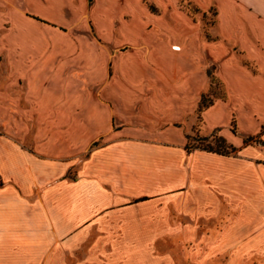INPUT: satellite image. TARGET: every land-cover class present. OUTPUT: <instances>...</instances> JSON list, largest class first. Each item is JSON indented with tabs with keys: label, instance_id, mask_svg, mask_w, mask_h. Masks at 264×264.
I'll return each mask as SVG.
<instances>
[{
	"label": "crops",
	"instance_id": "0c3cea01",
	"mask_svg": "<svg viewBox=\"0 0 264 264\" xmlns=\"http://www.w3.org/2000/svg\"><path fill=\"white\" fill-rule=\"evenodd\" d=\"M153 1L160 14L141 0H0V114L38 116L29 148L21 126L0 133V264H174L159 244L176 242L210 244L219 264L264 260V0H189L216 8L210 39L177 0ZM26 12L59 25L88 13L122 45L112 75L92 42L74 64L34 58L45 28ZM208 64L224 94L201 111L200 138L230 154L186 148ZM73 69L104 84L100 98Z\"/></svg>",
	"mask_w": 264,
	"mask_h": 264
},
{
	"label": "rangeland",
	"instance_id": "374dc122",
	"mask_svg": "<svg viewBox=\"0 0 264 264\" xmlns=\"http://www.w3.org/2000/svg\"><path fill=\"white\" fill-rule=\"evenodd\" d=\"M89 11L93 7V0H86ZM142 6L147 10L148 13L152 14H160L162 9L153 1V0H141ZM175 7L186 14L192 21H194L196 24L200 26L201 33L206 37V39H210V36L208 35V31L211 27H213L216 24V17H217V11L215 7L209 8L207 11L202 12L195 4L190 2L189 0H177L175 2ZM26 15L29 17L35 19L38 22V25L42 28H45V31H42L39 33H34L30 35V40L32 43H38L43 41V35L45 34V44L46 49L42 50L40 52L31 51L32 54L39 53V56L37 57L34 55V58L38 59H47L48 56H54L53 59H57L58 62H68L70 64H74L76 62L79 56V46L80 44L89 45L90 42L104 47L108 50L110 53V58H108V69L110 76L113 73V60L114 58L122 53V45L119 47H114L112 41H109L105 39L102 35H99V33H96L95 26L90 19L88 13L83 17V20H75L72 23H69L67 25H59L55 23H51L49 21H46L44 19L39 18L38 16L26 12ZM85 26V27H84ZM6 27V26H5ZM84 29H83V28ZM4 38V36L0 35V40ZM122 44V43H121ZM129 49V48H124ZM19 52H14V58L17 59L19 56ZM31 54V55H32ZM7 58V51L5 48V45L0 47V63H5V60ZM37 59V60H38ZM4 67V78L8 76V72H5ZM207 74H208V83H209V89L204 96V101L208 103L209 101H215L216 99H219L224 94V88L222 85L215 79L214 77V68L211 67V65L208 64L207 68ZM70 75H72L77 81L79 85L80 91H91L96 94V96L100 95L98 92L100 87H102L104 84L100 83H91L88 82L86 79H84L83 72L80 69H73L71 71ZM19 86L15 90L24 91V87L26 85V81L23 79L19 80ZM19 96L21 97L22 94L19 93ZM100 98V96H98ZM102 101V100H101ZM25 106L24 102L20 103V106ZM201 113H196L192 120V126H191V134L190 136L192 139H196L197 137H200V129H201ZM10 126L11 130L12 128L21 126L23 130L18 131L20 132V137L24 140L25 147L29 148L32 146V140L37 137L38 131V116L33 113L29 114H21L20 111L17 108L10 109L9 113H3L0 114V133L6 132V127ZM14 131V129H13ZM17 133V131H16ZM22 134V136H21ZM102 140L97 142V145L100 144ZM212 145L214 144V141L210 139L209 141ZM254 142V141H253ZM205 144V143H204ZM190 145H198L197 142L191 140ZM83 157V156H81ZM210 244H203L198 247V244H191V243H184V242H176L172 244H159V247L161 249V253L169 252L171 253L173 257L174 264H198V262H201L202 260L206 261V264H219L220 260L215 259L214 253H209L206 248ZM193 250V251H192ZM200 252V253H199ZM206 256L203 258H198L200 254H205ZM224 263V261H223ZM239 264H264L263 259H243L239 261Z\"/></svg>",
	"mask_w": 264,
	"mask_h": 264
},
{
	"label": "trees",
	"instance_id": "16d2710c",
	"mask_svg": "<svg viewBox=\"0 0 264 264\" xmlns=\"http://www.w3.org/2000/svg\"><path fill=\"white\" fill-rule=\"evenodd\" d=\"M210 103L211 101L206 103L204 101V97H202L199 103V106H198V113H201V111L204 108H206ZM210 139L214 141L215 145H212L209 142ZM190 140L197 142L198 145H193V146L188 145L186 146V148H201V149L216 152L219 154H230L235 151V149L231 145H229L222 137L217 136V135H212L211 137H205V138L197 137L196 139L194 138L192 139V137H190Z\"/></svg>",
	"mask_w": 264,
	"mask_h": 264
}]
</instances>
